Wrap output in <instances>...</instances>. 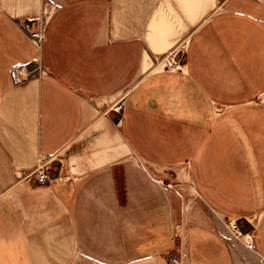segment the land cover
<instances>
[{"label":"crops","instance_id":"obj_1","mask_svg":"<svg viewBox=\"0 0 264 264\" xmlns=\"http://www.w3.org/2000/svg\"><path fill=\"white\" fill-rule=\"evenodd\" d=\"M263 94L264 0H0V264H264Z\"/></svg>","mask_w":264,"mask_h":264},{"label":"built area","instance_id":"obj_2","mask_svg":"<svg viewBox=\"0 0 264 264\" xmlns=\"http://www.w3.org/2000/svg\"><path fill=\"white\" fill-rule=\"evenodd\" d=\"M23 28L25 31L28 32L29 37L34 41V43L36 45H39L42 41V35L40 34L39 31L37 30H32L30 25L28 23H24ZM173 53H170L168 56H166V58H161L157 63V65H160L159 63H162L165 61V66L169 69V70H174L176 69L177 66V62L175 61V58L172 55ZM122 107V103L120 101H118L115 104V109L120 110ZM50 161V158H46V159H40V161L37 163V165L35 166V168L33 169V174H34V178L36 180V182L38 184H44V182L46 181L47 178V174L45 171V165L47 164V162ZM231 228L235 229L236 225L234 223H230Z\"/></svg>","mask_w":264,"mask_h":264},{"label":"rangeland","instance_id":"obj_3","mask_svg":"<svg viewBox=\"0 0 264 264\" xmlns=\"http://www.w3.org/2000/svg\"><path fill=\"white\" fill-rule=\"evenodd\" d=\"M24 25V24H23ZM170 53L164 55V56H161L160 59L162 58H166V56H168ZM159 59V60H160ZM175 61L177 62V60L175 59ZM158 63H156L155 67H159V66H162L164 69L166 70H169L166 66H165V61L162 62V63H159L160 65H157ZM177 66H178V63H177ZM258 100L263 102L264 103V94L260 97H258ZM40 161V160H39ZM38 161V162H39ZM60 163V160L59 158L53 160V161H48L47 164L45 165V171H46V174H47V178H46V181L44 182V184H39V185H45L47 184L48 182V173L51 169V166H58V164ZM229 228H230V236H229V242L230 243H243L245 244L246 246H250L249 243H248V239H247V235L249 233V228H246L244 229L243 232H238L237 231V228L233 229L231 228V226L229 225Z\"/></svg>","mask_w":264,"mask_h":264}]
</instances>
